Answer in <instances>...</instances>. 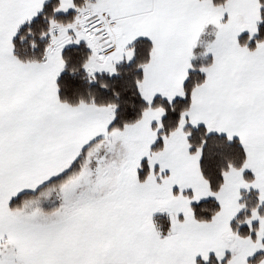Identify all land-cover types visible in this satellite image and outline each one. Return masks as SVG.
I'll use <instances>...</instances> for the list:
<instances>
[{
  "label": "snow or ice",
  "instance_id": "snow-or-ice-1",
  "mask_svg": "<svg viewBox=\"0 0 264 264\" xmlns=\"http://www.w3.org/2000/svg\"><path fill=\"white\" fill-rule=\"evenodd\" d=\"M0 264H264V0H0Z\"/></svg>",
  "mask_w": 264,
  "mask_h": 264
},
{
  "label": "trees",
  "instance_id": "trees-1",
  "mask_svg": "<svg viewBox=\"0 0 264 264\" xmlns=\"http://www.w3.org/2000/svg\"><path fill=\"white\" fill-rule=\"evenodd\" d=\"M197 63H199V61H197Z\"/></svg>",
  "mask_w": 264,
  "mask_h": 264
}]
</instances>
